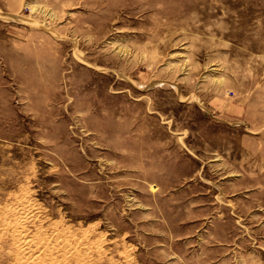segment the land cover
<instances>
[{
    "label": "rangeland",
    "instance_id": "1",
    "mask_svg": "<svg viewBox=\"0 0 264 264\" xmlns=\"http://www.w3.org/2000/svg\"><path fill=\"white\" fill-rule=\"evenodd\" d=\"M23 198L62 264H264V0H0V264Z\"/></svg>",
    "mask_w": 264,
    "mask_h": 264
},
{
    "label": "bare ground",
    "instance_id": "2",
    "mask_svg": "<svg viewBox=\"0 0 264 264\" xmlns=\"http://www.w3.org/2000/svg\"><path fill=\"white\" fill-rule=\"evenodd\" d=\"M32 204L28 201V199L23 198V199H20L19 201H17L16 203H14L12 205V208L9 211H6V213H5L6 216L9 218L6 221L7 222L6 225L9 228L8 231H9V234L12 238V240H11L12 250H11L10 254L12 253L13 256L12 255L11 256L14 257L13 258L14 264H62V261L64 260V257L66 255L73 254V251L75 249L74 245H72L70 242H68V243L64 244V247L62 248V251L60 254L59 253H57V254L53 253L54 255H52L49 252L53 251V250L55 252L56 249L61 245V242H62V241H60V239L58 240L56 238L57 234L55 235V237H53V239H49V238H47V236H46V238H47L46 239L40 235L39 236H30V235L27 236V235H25L24 224H26V222L29 219H31L32 217L34 218V214L36 212L35 208H34L35 206L33 207V205L35 203L33 205ZM1 216H3V215H1ZM35 216H36V214H35ZM30 221H32V220H30ZM59 234H61V233L59 232ZM35 235H38V234L35 233ZM42 235L44 236V234H42ZM68 238H70V237H68ZM65 239H66V237H65ZM72 243H73V241H72ZM7 244H9V242ZM4 252H6V251H4Z\"/></svg>",
    "mask_w": 264,
    "mask_h": 264
}]
</instances>
